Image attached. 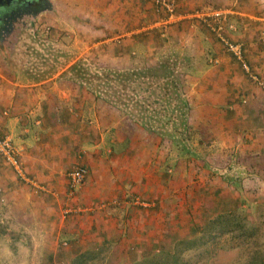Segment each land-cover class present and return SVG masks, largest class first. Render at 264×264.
I'll use <instances>...</instances> for the list:
<instances>
[{"label": "crops", "instance_id": "0c3cea01", "mask_svg": "<svg viewBox=\"0 0 264 264\" xmlns=\"http://www.w3.org/2000/svg\"><path fill=\"white\" fill-rule=\"evenodd\" d=\"M46 1L0 8V135L20 149L26 174L19 178L0 157V264H63L62 238L75 240L73 258L96 254L105 256L100 264H130L202 233L223 212L244 209L246 223L263 222L264 0H171L169 15L155 0ZM213 8L227 13L226 36L242 43L248 70L198 13ZM22 13L50 16L51 40L64 30L66 47L81 46L83 56L99 48L115 69L122 61L177 66L187 120L176 122L189 126L176 133L178 148L65 69L11 71L9 21ZM58 15L67 18L64 29ZM77 164L87 176L70 196L67 172Z\"/></svg>", "mask_w": 264, "mask_h": 264}, {"label": "rangeland", "instance_id": "374dc122", "mask_svg": "<svg viewBox=\"0 0 264 264\" xmlns=\"http://www.w3.org/2000/svg\"><path fill=\"white\" fill-rule=\"evenodd\" d=\"M49 1V0H48ZM62 1V2H61ZM46 0H0V8L5 7H17V6H40L44 5ZM64 0H59L58 5H64ZM201 9V8H200ZM16 16H10L11 21V35L8 38V43L14 48L16 53V61H10L11 71L12 69H22L21 74H46L56 73L61 69H65L62 74H70L74 77L79 70L80 74H94L95 76L101 75H120L123 80L122 83L116 84L118 91L122 90V93L127 95L119 94L113 97L110 94L109 85L113 86V81L109 82V85H103L104 83L99 82V86H102V90L107 92L103 94L104 97L116 101L122 106V109L129 111V98H132L135 102H139L142 106H145L148 111L145 113L150 116L151 110L159 111L161 109L156 102L155 98L161 96L162 91L153 93L152 87H160L161 82L157 79L167 80L169 87L175 85L178 79V74H175V70L178 67L172 65L169 62L159 63L157 65L146 64L144 61L127 63L124 67L123 61L120 63L122 69H115L112 58L100 57L99 48L91 47L88 51H84V56L81 54V46H77L75 43L74 47H66L64 30L58 35L59 41L55 42L51 40L53 31H51L50 16H42L35 18L27 14H14ZM80 17V16H79ZM58 19L57 23H64L66 16L58 15L54 16ZM82 18V17H81ZM80 21V19L78 20ZM77 23V22H76ZM206 23V22H205ZM64 29V24H62ZM208 31L215 36L220 42L216 33L209 29ZM60 31V30H59ZM76 33V32H75ZM74 33V36H75ZM92 34V33H91ZM90 34V35H91ZM97 38V35H92L93 38ZM77 37L73 38L76 41ZM144 41V38H142ZM73 43V42H71ZM69 44V42H68ZM143 49V48H141ZM144 52V50L142 51ZM228 53V52H227ZM233 57V56H232ZM234 58V57H233ZM13 61V62H12ZM128 62H130L128 60ZM138 73V74H131ZM170 73V74H169ZM172 74V75H171ZM151 76L152 79L150 77ZM171 75V76H170ZM93 76V75H91ZM153 76L156 77L153 79ZM169 76V79L167 77ZM181 77V76H180ZM179 77V81H181ZM74 79V78H73ZM75 82H82L81 78L78 80L74 79ZM92 86H96L95 78L91 81ZM150 88V89H149ZM102 96V95H101ZM182 98V95L180 94ZM179 100H173L175 105L178 104ZM159 107V108H158ZM136 111V109H134ZM145 114V115H146ZM177 114V111H175ZM159 120L162 117V113H157ZM175 120V119H173ZM172 124V123H171ZM176 133L175 130L170 126L169 132ZM175 141L174 146L178 148L177 138L173 137V134L167 133ZM175 148V149H176ZM240 210V209H239ZM235 212L229 215L227 214L230 221L226 220V215L220 218V224L207 223L204 226V230L200 234L189 233L187 239L181 240H170L168 243L161 244L163 249L154 254H147L142 256L138 261L133 260L130 264H264V221L261 223L249 224L243 220V214ZM264 214V209L259 210ZM220 215V216H221ZM225 224V222H227ZM233 230L232 238H228L224 235V232ZM235 245L237 249L233 253H229L227 248H233ZM59 255L58 262H68L73 257L69 254L75 248V240L62 238L58 240ZM63 252V253H61ZM100 258V259H99ZM101 259H104L101 261ZM136 259V256L134 257ZM73 264H100L105 262V256H97L96 254H90L86 256V260L82 259L81 255L75 256ZM119 264H127L128 262H118Z\"/></svg>", "mask_w": 264, "mask_h": 264}, {"label": "trees", "instance_id": "16d2710c", "mask_svg": "<svg viewBox=\"0 0 264 264\" xmlns=\"http://www.w3.org/2000/svg\"><path fill=\"white\" fill-rule=\"evenodd\" d=\"M81 73V70H79V72H77V74H75L74 79L78 80V78H81V81L84 85H86L87 87L90 88V90L97 94V96H101L103 99H105L107 102L111 103V104H119L118 102H114V101H111V99H108L106 97L103 96L104 93H106L105 95H107V92H104L102 90V86L101 87H98L99 86V82L102 81V83H104L103 85H109V82L113 81V86H110L109 85V89H110V94L113 95V97H116L118 96L119 94H123V95H127L126 93H122V90H120V92L118 91L117 87H116V84L119 83H122V79L120 77V75L118 74H115V75H101L100 76H95L94 74H91L93 76H91L90 74H80ZM131 74H138V73H131ZM172 75V74H171ZM170 75V76H171ZM148 77H150L152 79L151 76L148 75ZM95 78V83H96V86H92L91 85V81ZM156 77L153 76V79H155ZM167 79H169V76L167 77ZM161 82V86L160 87H152V92L153 93H158L160 91H162L161 93V96L159 98H155L156 102H158V105L161 109H159V111L162 113V117L160 119H163V120H166L167 122H163L162 120H159L157 117V113L159 111H153V109L151 110V114L150 116H148L145 112L148 111L147 108H146V104L145 106H142L139 102H135L134 103V100L132 98H129V103L127 105H129V109H136V112L139 114V119L141 120V122L145 123L147 125V128L149 129H154V130H158L159 132H165L167 134L168 130L170 129V127H166V124H168V121H170L172 124V128L175 130L176 133L178 132H182V133H186V131L188 130L189 126L188 124H185L183 125L182 122L181 124L179 125L177 122H176V119L177 118H181L182 116L185 115L186 117V110L183 109V106L186 105V101H184L183 97L181 98L180 97V94H181V86H182V81H179V78L177 79V82L175 83L174 86L169 87V83L167 82V80H164V79H157ZM150 89V88H149ZM173 100H179L178 101V104L175 105V103L173 102ZM158 107V108H159ZM175 111H177V114H175ZM179 111V112H178ZM180 113V116L179 114ZM146 114V115H145ZM175 119V120H173ZM173 120V121H172ZM186 120H187V117H186ZM155 126H153V125ZM171 134L175 135L174 132H170ZM164 134V133H163ZM183 148V147H181ZM184 149H187L186 146ZM243 214V219H246V215H245V212H244V209H241L239 210L238 212H240ZM235 212V211H233ZM233 212H229L228 214L229 215H232L231 213ZM227 216L225 219L230 221L229 218H228V215L227 214H223V215H219L218 218L216 220L213 221V224H220V223H223V221L219 222L220 218L224 217V216ZM225 222L226 223H228ZM211 223V222H210ZM209 223V224H210ZM221 225V224H220Z\"/></svg>", "mask_w": 264, "mask_h": 264}, {"label": "built area", "instance_id": "2783aa9c", "mask_svg": "<svg viewBox=\"0 0 264 264\" xmlns=\"http://www.w3.org/2000/svg\"><path fill=\"white\" fill-rule=\"evenodd\" d=\"M159 9L165 11L166 15L172 14L174 11V3L171 0H155ZM204 22L207 23L209 29L213 30L226 52L231 54L237 61L241 63V66L248 70V64L244 59V48L242 43L231 41L227 38L225 31L231 29V24L228 22L227 13L219 11L218 8H213L208 14H201L198 12ZM205 17H210L214 21H209ZM205 19V20H204ZM227 21V22H226ZM229 23V24H228ZM264 121V116H263ZM0 157L12 167L13 171L19 178H26V174L20 159V149H18L12 139L8 136L0 135ZM87 176V168L83 165H73L67 172L69 181V195H75L81 185L84 183ZM136 203L142 204V200L135 198Z\"/></svg>", "mask_w": 264, "mask_h": 264}, {"label": "flooded vegetation", "instance_id": "af4514ba", "mask_svg": "<svg viewBox=\"0 0 264 264\" xmlns=\"http://www.w3.org/2000/svg\"><path fill=\"white\" fill-rule=\"evenodd\" d=\"M22 6H26V5H22ZM29 6V5H28Z\"/></svg>", "mask_w": 264, "mask_h": 264}]
</instances>
